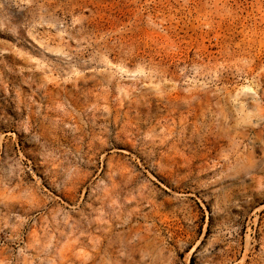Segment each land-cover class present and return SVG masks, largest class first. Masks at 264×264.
<instances>
[{"label": "rangeland", "instance_id": "1", "mask_svg": "<svg viewBox=\"0 0 264 264\" xmlns=\"http://www.w3.org/2000/svg\"><path fill=\"white\" fill-rule=\"evenodd\" d=\"M0 264H264V0H0Z\"/></svg>", "mask_w": 264, "mask_h": 264}]
</instances>
